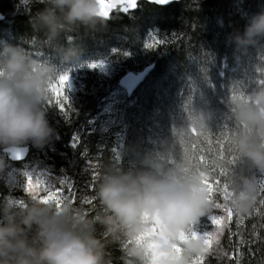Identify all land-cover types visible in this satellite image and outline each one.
I'll return each instance as SVG.
<instances>
[{"label":"clouds","instance_id":"9594fccd","mask_svg":"<svg viewBox=\"0 0 264 264\" xmlns=\"http://www.w3.org/2000/svg\"><path fill=\"white\" fill-rule=\"evenodd\" d=\"M21 3L44 6L29 20L40 36L35 43L65 64L78 54L79 30L103 26L113 7L108 0ZM261 38L264 13L251 17L230 40L243 49L256 47ZM70 91L68 74L57 64L34 58L19 46H0V153L19 160L28 144L43 149L56 137L47 111L72 107ZM228 108L236 156L231 166L219 158L200 163L179 151L174 158L178 149L173 137L160 156L146 157L142 167L99 166L95 203L88 207L60 194L56 182L45 176L22 172L21 197L0 198V264H208L214 254L219 259V228L202 234L195 226L202 217L214 216V191L223 197L222 209L238 219L256 208V174L264 176V84L229 97ZM210 118L208 112L191 111L177 135L207 129ZM5 167L0 154V174ZM221 168H227L222 186L213 188L207 180ZM212 225L218 224L212 220ZM113 250L119 255L113 256Z\"/></svg>","mask_w":264,"mask_h":264},{"label":"trees","instance_id":"16d2710c","mask_svg":"<svg viewBox=\"0 0 264 264\" xmlns=\"http://www.w3.org/2000/svg\"><path fill=\"white\" fill-rule=\"evenodd\" d=\"M43 7L0 0V46H19L34 58L57 64L68 74L72 107L63 105L60 113L48 109L47 119L56 137L43 149L28 144L19 160L0 153L6 166L0 174V198L21 197V173H39L58 188L64 180L76 193L72 200L83 202L88 197L90 203L83 202L88 207L95 203L92 193L99 166L142 167L146 157L160 156L173 137L178 149L172 153L174 158L178 159L179 152L187 153L193 160L211 164L222 151V124L234 127L228 98L264 84V38L256 47L243 49H236L230 40L234 32H243L251 17L264 13V0H177L167 7L139 3L133 12L117 9L103 26L79 30L78 54L66 64L51 49L35 43L40 36L29 20ZM145 43L152 48L146 49ZM93 62L103 66L90 70L87 65ZM146 69L128 98L120 79ZM191 111L210 113L208 128L177 135ZM207 183L213 188L222 186L219 169ZM63 194H68L66 185ZM213 196L215 203L223 204L220 193L214 191ZM261 199L259 193L253 214L243 219L234 214L229 217L222 208L213 209V215L222 214L219 225H212L209 217L201 218L195 231L220 230L216 247L222 255L219 259L210 256L208 264L264 261ZM112 254L119 255L115 250Z\"/></svg>","mask_w":264,"mask_h":264},{"label":"snow or ice","instance_id":"6c2138e0","mask_svg":"<svg viewBox=\"0 0 264 264\" xmlns=\"http://www.w3.org/2000/svg\"><path fill=\"white\" fill-rule=\"evenodd\" d=\"M154 2L157 4H166L169 2V0H154ZM135 6H136V0H126V5L124 6L123 10L128 11L129 8H134ZM107 14L108 13H105V15H107ZM144 47L146 49H150V48H152V45L145 43ZM124 55H127V53H124ZM102 66L103 65L101 63H90L87 65L88 68H93V69L97 68V67H102ZM262 83H264V81H262ZM63 111H64V108H63ZM65 119H67L66 113H65ZM222 128H223V131H222L221 135L223 136V141H221L222 151L220 153L219 159L223 160L226 165L231 166L236 160L235 152H234V149L232 147L231 141L229 139V133L233 127L230 128L229 124L227 122H225L224 124H222ZM73 139H74V141H76L75 137ZM76 143H78V141L74 142L72 146L75 147ZM204 162L206 163L207 161H204ZM219 170H220L221 176L225 175L227 172V168H221ZM59 183L61 185V187L59 188L60 194L64 195L63 194L64 193V186L66 185L68 194L65 196H67L70 199H75L76 193L73 191L72 187L69 184H67L64 180H60ZM257 183H258V192L262 194V199L260 202L262 204H264V176H260L259 178H257ZM83 202L84 203H90V200L88 197H85ZM216 207L222 208L223 204L221 205L219 203H216ZM226 212L228 213L229 217H231L233 215L231 210H226ZM212 220H215L217 222V224L219 225L221 218L214 215L211 217V224H212ZM207 233H209V231L204 233V234H207Z\"/></svg>","mask_w":264,"mask_h":264},{"label":"water","instance_id":"95a60500","mask_svg":"<svg viewBox=\"0 0 264 264\" xmlns=\"http://www.w3.org/2000/svg\"><path fill=\"white\" fill-rule=\"evenodd\" d=\"M110 1H117V0H110ZM119 1H122V2H125L126 3V0H119ZM149 3L151 4H154L156 6H160V7H163V6H167L173 2H176L177 0H169L168 3L166 4H157L154 2V0H148ZM148 69L144 70L142 73L138 74V75H127L125 76L121 83L123 84V86L126 88V90L128 92H131L139 83L140 81L143 79L145 73L147 72ZM26 154V149L25 148H22L21 150V156L23 157L24 155Z\"/></svg>","mask_w":264,"mask_h":264},{"label":"bare ground","instance_id":"6f19581e","mask_svg":"<svg viewBox=\"0 0 264 264\" xmlns=\"http://www.w3.org/2000/svg\"><path fill=\"white\" fill-rule=\"evenodd\" d=\"M108 2L113 5V7L111 9V13L114 12L115 10H117V9H124V6L126 5L125 2H122V1H119V0H117V1H110V0H108ZM139 3L151 4V3H149L148 0H136V6L134 8H129V10L127 12H133V11H135L137 9ZM152 5H154V4H152ZM111 13H110V15H111ZM138 74H140V73H137V72L127 73L126 75H124L120 79V86L124 89V91L126 92V95H127L128 98L132 95L133 90L141 83V81H140V83L131 92H128L126 90V88L123 86V84L121 83V81L127 75H135L136 76Z\"/></svg>","mask_w":264,"mask_h":264},{"label":"rangeland","instance_id":"374dc122","mask_svg":"<svg viewBox=\"0 0 264 264\" xmlns=\"http://www.w3.org/2000/svg\"><path fill=\"white\" fill-rule=\"evenodd\" d=\"M215 215L218 216V217H220V218H222V214L219 213V212H217V214H215Z\"/></svg>","mask_w":264,"mask_h":264}]
</instances>
